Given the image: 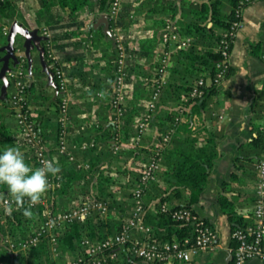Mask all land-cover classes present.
<instances>
[{
	"label": "crops",
	"instance_id": "1",
	"mask_svg": "<svg viewBox=\"0 0 264 264\" xmlns=\"http://www.w3.org/2000/svg\"><path fill=\"white\" fill-rule=\"evenodd\" d=\"M110 1L107 2L106 10L100 8L101 0H90L86 6L68 15L51 0H15L11 1L12 10H6L5 15L28 28L37 27L40 33L48 36L45 43L56 60L55 64L64 72L70 85L68 143L70 151L77 154L78 159L81 158V151L78 150L77 144L81 141H92L99 134L100 138L106 139L110 144L101 143L104 150H110L111 153L119 151L128 153V159L114 164H121L132 170L140 167L129 154L133 146L139 147L141 155H146L160 142L163 144L165 148L161 153L160 170L157 175L160 179L155 190L147 192L145 201H149L154 194L169 185L165 173H169L172 165L171 157L174 155L169 151L172 147L170 140L177 134L175 128L186 121V118L182 112L184 108L180 104L169 98L162 101L161 90L172 82L173 75L170 74L169 67L173 64L174 58L170 52L164 55L159 44L151 47L147 42L153 35L147 27L153 23L149 10L155 0L122 1L117 11V21L121 23V17L127 19L129 30L128 35L124 36L126 46L123 50L121 48L122 51L117 49L116 59L113 54L115 45L104 33L103 26H94L102 13L107 12L110 15ZM159 1L161 3V0ZM176 3L180 4L181 0H176ZM112 24L114 18L110 17V30L115 42H118L120 39L113 32ZM0 25L2 27L6 24L0 23ZM142 25L144 28L141 27ZM158 33L159 31L157 35ZM252 45H256V54L252 53ZM119 55H122L124 62V81L120 88L121 98L117 106L113 107L112 99L115 97L117 87L115 81H111V75ZM33 57L31 86L35 87V91L29 97L31 110L34 114L40 112L42 120L50 118L55 121L57 113L54 107L45 104L42 100V97H46L43 95H53L54 99L56 97L54 90L47 86L46 75L41 70L37 51L33 52ZM164 59L166 61H163ZM47 61L52 64L50 58ZM226 62L232 68V73L223 79L218 86L217 94L207 100L206 107L199 113H192L189 116L192 129L199 131L200 134H204L205 129L217 130L222 134L218 155L205 189L198 200L191 205L201 217L216 228L220 247L213 251L201 252L188 262L172 264H228L232 259L231 223L218 203L220 195L235 202L234 208L242 213L245 225L252 222L251 213L254 203L252 197L256 182L254 161L251 163L252 178L244 186L231 176L235 173L241 178L243 175V170L238 168V163L235 161L240 146L246 144L257 131L264 133L262 129L264 126V0H254L243 7L241 24L233 38ZM139 68L145 73V77L138 73ZM160 68H162L161 72ZM156 75L160 81L155 86ZM136 89L139 91V97H134ZM156 90H159V94L155 107L159 106V108L149 115L145 121L146 127L142 131L139 129L140 116L143 111L148 110ZM142 94L144 97L141 96ZM38 99L42 102H38ZM132 107H139L140 116L134 114L129 121L127 115ZM166 110L174 113L173 122L167 121L164 117ZM114 121L117 125L115 134H113L114 128L109 127V123ZM0 123L6 124L10 131L17 133L15 118L3 101H0ZM159 123L161 127H165L164 133H160ZM44 133L47 136V146L52 147L55 144L56 127L49 126L44 129ZM166 135L168 139L163 142ZM15 141L16 147L23 152V139L19 134ZM243 187L244 195L240 194ZM183 192L185 196L186 191ZM184 196H172L166 202L174 206L183 203ZM129 264L153 263L132 257ZM245 264H264V260L251 258Z\"/></svg>",
	"mask_w": 264,
	"mask_h": 264
},
{
	"label": "trees",
	"instance_id": "2",
	"mask_svg": "<svg viewBox=\"0 0 264 264\" xmlns=\"http://www.w3.org/2000/svg\"><path fill=\"white\" fill-rule=\"evenodd\" d=\"M239 1L183 0L184 3L186 2L187 6H185L182 0L180 4H177L176 0H161V3L159 0H155L154 5L149 10L150 19L153 21L151 26L147 27L153 34L147 41L150 46L153 45L156 47L161 43V32L167 20L177 26L180 37L191 38V42L187 47L179 48L176 44L173 48L170 45L164 47V49L170 50V55L173 56L174 62L169 67L170 74L173 75L172 82L167 85L168 89L166 86V88L161 90L162 101L169 98L174 100L176 104H180L184 108L182 112L186 121L180 123L175 128V132L180 135L176 134L170 140L172 147L169 151L174 155L171 157V169L169 173H165V178L169 185L154 194L151 200L145 201V221L154 227L158 238L172 239L173 236L182 237L189 232L190 225L178 223L170 217L168 212L158 211L152 205V202L169 201L172 196L182 197L184 196L183 191H186L183 203L174 205L173 208L181 205L191 207L192 203L196 202L204 191L208 176L215 164L222 134L213 129H205L204 134H200L199 131L192 129L189 116L192 113H199L201 109L206 107L207 100L217 94L219 87L213 83V79L218 69L224 67V78H227L232 73V68L227 62L223 61L218 45L222 31L228 28L235 19L234 12ZM51 2L58 4L68 15H71L86 6L90 0H51ZM107 2L108 0H101L100 8L102 10H106ZM8 9L12 10L11 1L0 3V23L8 25L12 21L11 17L5 15V11ZM153 28L155 32L152 30ZM158 31L159 33L157 35ZM4 43L5 41L0 43V46ZM160 46L162 49V45ZM255 46L252 45L251 49L254 54L257 53ZM116 53L117 48L115 46L113 48L115 59ZM156 65L158 66V64ZM115 67L116 61L113 65V74L111 75L112 82L115 81ZM137 71L145 77V73L141 68ZM202 74H205L210 79V84L203 88V94L200 97H191L189 92L194 82ZM156 78L157 82L154 83L155 86L160 81L158 75H156ZM27 91L28 97H30L35 91V87L33 85H27ZM59 95L54 97V99L53 95H43L46 97H42L45 104L54 107L57 113L55 121H52L50 118L42 120L40 118V112L34 114L32 110L30 111V118L34 120L42 142L45 145H47V136H45L44 129L49 126L56 127L55 144L52 147L48 145V155L53 161L59 164L60 171L54 176L50 174L52 185L48 187L42 196L47 197L48 207L53 212L66 211L70 207L79 205L88 199L102 200L108 206V213L104 218H99L97 213L94 212L81 222L74 221L65 223L61 229L55 231L58 250L62 254H73L83 234H87L90 237H104L118 229L122 219L128 216L131 211V189L139 185V180L135 170L129 169L127 166L121 164H114L115 162H124L128 159V153L121 151L111 153L110 150H104L100 144H103V142H105V145L110 144L106 139L100 138V134L95 136L92 141H81L77 144L78 150L81 151L80 159L70 149L69 153H60L58 151V140L61 129L59 120ZM141 96L144 95L142 94ZM134 97H139V91L137 89ZM3 102L6 104V99ZM38 102H42L41 99H38ZM158 108L159 106L156 110ZM139 111V107H132L127 115L128 120L130 121V117L134 116V114L140 116ZM165 112L163 115L167 121L173 122L174 113L168 110ZM109 127L114 128L113 134H115L117 130L115 121L114 123L110 122ZM158 128L160 133H164L165 127H161L160 123L158 124ZM18 134L19 129L17 133H14L9 130L6 124L0 123V149L16 147L15 139ZM68 145L70 146L69 143ZM83 145H85V148H82ZM263 147L264 133L262 131H257L246 144L240 146V152L236 156L235 161L238 163V168L243 170V175L241 178H238L234 173L231 176L232 179L242 186L248 180H251V163L257 159ZM164 148L160 142L149 153L141 155L139 147L133 146L129 150V154L134 158L138 166H143L154 152L159 149L160 153H162V151L164 152ZM23 154L26 163L32 167L37 166L34 155L27 151L23 152ZM70 154L73 156V159L70 158ZM81 162H85L87 167L80 166ZM114 174L121 175L125 179L121 185L119 184L121 188L120 194V188L117 187L118 183L114 178ZM159 179L160 176H158L156 181L149 184L145 196H147V192L155 190ZM241 189L240 194L244 195V187ZM0 195L11 196L5 185L0 184ZM252 198L253 200L255 199V193ZM218 203L222 212L227 215L231 223V231L235 228L245 226L242 213L235 210V202L232 199L220 195L218 197ZM11 206L13 208L11 215L0 212V238L24 239L30 233H33L38 222L44 219V206L38 205L35 209L30 208L32 211L30 217L25 216L23 213V208H29L27 205L19 208L14 205ZM47 238L42 237L36 246L29 248L26 252L30 264H53L56 262L49 255L50 243L47 241ZM232 243V248H234L235 243L233 241ZM2 248L0 246V258L4 260V264H13L12 256L3 255L1 252ZM43 256L45 258L42 260ZM131 260L132 257L123 254L119 258L108 261L105 264H129ZM228 264H233V257Z\"/></svg>",
	"mask_w": 264,
	"mask_h": 264
},
{
	"label": "built area",
	"instance_id": "3",
	"mask_svg": "<svg viewBox=\"0 0 264 264\" xmlns=\"http://www.w3.org/2000/svg\"><path fill=\"white\" fill-rule=\"evenodd\" d=\"M15 0H0V3ZM254 0H240L235 9V19L230 26L222 31L218 49L226 62L233 38L241 24V14L243 7ZM120 0H111L109 13L115 14L119 10ZM3 34L6 35L8 28L2 27ZM191 38H182L178 34L177 26L167 20L164 29L161 32V43L165 46L175 43L177 47H187ZM20 50V46H16ZM169 49H164L163 53H169ZM51 66L54 72L55 81L60 91V134L58 140V151L60 153L68 152V104L70 97V85L64 72L55 64L56 60L52 55ZM163 61H166L165 59ZM218 67H220L218 65ZM162 70V69H161ZM161 72V71H160ZM9 87L6 95L7 107L11 110L19 129V135L23 139V152H30L35 156L36 167L41 166L44 160H52L48 155V146L42 142V138L36 128L35 122L30 118L31 107L28 99V73L27 61L23 54L19 55L18 64L7 74ZM224 79V67L218 69L213 83L219 86ZM124 81V62L122 55L118 56L115 67L116 94L112 103H117L121 98V85ZM163 82V81H162ZM210 84V79L202 74L193 84L189 92L191 97H200L203 94V88ZM159 94L156 90L152 96V102L149 104L150 110L155 106ZM149 114L144 117L146 121ZM264 131V126L262 127ZM168 135L164 136L163 142L167 141ZM92 145V144H91ZM85 147V145H83ZM71 155V154H70ZM159 149L154 152L143 165L135 169L139 185L131 189L132 208L128 216L122 219L118 229L104 237H90L83 234L79 244L72 253L62 254L57 247L55 231L62 228L65 223L74 221L81 222L90 214L97 213L99 218L106 217L108 206L102 200H86L79 205L70 207L66 211L53 212L49 209L45 197H41L38 202L32 204L25 200L24 205L35 209L38 205L44 206V220L40 223L26 238L20 241L0 238V246L4 245L10 251V254L16 255L17 250L36 246L42 237L51 239V252L53 264H105L108 261L115 260L120 255L144 260L155 264H172L188 262L201 252L213 251L220 247L219 234L216 228L205 218L201 217L192 207L181 205L173 208L166 201H154L152 205L160 212H168L170 217L178 223L189 224V232L182 237L173 236L172 239L158 238L154 227L145 221V194L146 189L151 182L157 179L160 170ZM73 159V156H70ZM256 182L254 187L255 199L252 207V222L245 226L235 228L231 231V240L235 243L231 249L233 264H245L251 258H260L264 260V147L259 153L257 159L253 162ZM80 166L87 167L80 163ZM52 185V179L49 175V186ZM9 204L18 207L14 198L9 195H0V212L5 211ZM23 205V206H24ZM19 208V207H18ZM60 256V258H59ZM2 264V263H0Z\"/></svg>",
	"mask_w": 264,
	"mask_h": 264
},
{
	"label": "water",
	"instance_id": "4",
	"mask_svg": "<svg viewBox=\"0 0 264 264\" xmlns=\"http://www.w3.org/2000/svg\"><path fill=\"white\" fill-rule=\"evenodd\" d=\"M102 25L104 33L112 40L115 45V38L110 30V17L107 12L100 15L94 26ZM16 37L22 39L20 50H16ZM48 40V36L39 32L37 27L28 28L17 20H13L8 27L6 41L0 46V101H4L9 87V79L7 74L19 62V55L23 54L27 61L28 86L33 82V52L37 51L39 64L42 72L46 75L47 86L54 90L55 96L60 94L58 90L54 72L45 56L44 43Z\"/></svg>",
	"mask_w": 264,
	"mask_h": 264
},
{
	"label": "clouds",
	"instance_id": "5",
	"mask_svg": "<svg viewBox=\"0 0 264 264\" xmlns=\"http://www.w3.org/2000/svg\"><path fill=\"white\" fill-rule=\"evenodd\" d=\"M59 171V164L53 160H44L39 167L30 166L19 147L0 149V184L7 187L18 207L24 205L26 198L32 204L38 202L49 187V175L54 176ZM5 211L11 215V204ZM23 213L29 217L32 215L27 207L23 208Z\"/></svg>",
	"mask_w": 264,
	"mask_h": 264
},
{
	"label": "rangeland",
	"instance_id": "6",
	"mask_svg": "<svg viewBox=\"0 0 264 264\" xmlns=\"http://www.w3.org/2000/svg\"><path fill=\"white\" fill-rule=\"evenodd\" d=\"M122 1L123 0H120V5H119V8L121 7V4H122ZM128 0H126V2H127ZM184 1H188V0H184ZM183 5H185V6H187L186 5V2L183 4ZM119 11V10H118ZM157 15H159V14H157ZM111 18H114V24H112L113 25V32L114 33H116V35H118V38L120 39V40H118V42H115V46H116V48L117 49H120L121 50V48H122V50L124 49V46H126V42H125V40H126V38L124 37L125 35H128V30H129V25H128V22L123 18V17H121V20H122V22L121 23H118V21H117V17H118V15H117V12L115 13V14H112V15H109ZM13 21V20H12ZM11 21V22H12ZM10 22V23H11ZM9 27V24L8 25H4V26H2V27ZM2 27H1V25H0V43H2L3 41H6V35H4L3 34V31H2ZM141 27H143L144 28V25H142ZM154 32H155V29L153 28L152 29ZM126 31V32H125ZM21 43H22V39L20 38V37H16V40H15V45L16 46H21ZM153 44V43H152ZM160 45H162V43H159ZM108 45V44H107ZM157 45V44H156ZM172 48L175 46V43H171V45H170ZM45 47H46V56H47V60H48V56L49 55H51V53H50V51H49V49H48V46H47V43H45ZM151 47H155V46H153V45H151ZM161 47V46H160ZM102 48H104V46L102 45ZM163 49V48H162ZM121 50V51H122ZM161 69L162 68H160V70L159 71H161ZM66 76V75H65ZM68 81V80H67ZM69 83V82H68ZM61 96L59 95V98H60ZM142 97H144V96H142ZM28 99H29V97H28ZM157 100V99H156ZM28 102H30V101H28ZM154 102H155V100H154ZM113 104V107H116L117 106V103H112ZM156 104V103H155ZM6 105H7V103H6ZM149 106V105H148ZM156 106V105H155ZM154 106V108L152 109V110H150V108H148V110L147 111H143L142 112V114H141V116H140V119H141V121H140V123H139V129H141L142 131L145 129V127H146V122H145V120H144V117L146 116V115H151L152 114V111L153 110H155L156 109V107ZM10 110V109H9ZM11 111V110H10ZM153 146H155V145H153ZM160 157H161V155H160ZM113 173V172H112ZM114 178L116 179V182L118 183V185H117V187H119V184L121 185V183H123L124 181H125V179L123 178V176H121V175H117V174H114ZM120 188V187H119ZM116 189H118V188H116ZM121 193V188H120V190H119V194ZM42 197H44V195L42 196ZM46 199H47V197H46ZM1 214V213H0ZM44 220V219H43ZM43 220L41 221V222H38V224H37V226L40 224V223H42L43 222ZM31 234V233H30ZM26 238V237H25ZM3 239H9V240H13V241H20V240H22V239H12V238H3ZM47 241H49V243H50V246H51V239L48 237L47 238ZM2 249H1V252L3 253V255H5V256H12L11 257V259L13 260V264H30L29 263V258L27 257V255H26V252L29 250V248H26V249H19V250H17V254L16 255H12V254H10V251L7 249V247H5L4 245H2ZM50 254V256H51V258L53 259V257H52V252H51V248H49V251H48ZM65 254V253H64ZM45 257L43 256L42 257V260L44 259ZM59 258H60V256H59ZM16 259V260H15ZM61 259V258H60ZM0 263H2V264H4V260L3 259H1L0 258Z\"/></svg>",
	"mask_w": 264,
	"mask_h": 264
}]
</instances>
